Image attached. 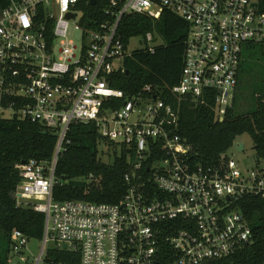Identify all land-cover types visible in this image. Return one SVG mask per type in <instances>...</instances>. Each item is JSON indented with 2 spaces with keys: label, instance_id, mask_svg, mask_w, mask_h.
Wrapping results in <instances>:
<instances>
[{
  "label": "built area",
  "instance_id": "built-area-1",
  "mask_svg": "<svg viewBox=\"0 0 264 264\" xmlns=\"http://www.w3.org/2000/svg\"><path fill=\"white\" fill-rule=\"evenodd\" d=\"M255 2L110 0L108 17H96L92 26L85 25L80 7L90 0H12L0 11V123L19 116L58 135L52 161L32 158L17 165L18 205L45 214L35 264H214L252 241L240 201L264 198V161L242 168L227 151L215 164L202 163L177 133V111L162 89L146 85L127 95L111 80L135 51L158 47L129 52L131 39L153 41L154 36H133L127 43L122 18L136 13L160 19L172 12L190 24V33L182 76L171 94L198 99L214 91L223 119L244 47L264 43V10ZM81 10L76 26L81 42L65 40ZM73 123H93L104 141L127 152L128 188L119 202L54 199L56 165L71 143ZM20 193L43 200L25 203ZM177 219L184 227L173 233L169 222ZM11 238L14 252L27 261L29 237L15 229ZM49 241L53 245L46 249ZM52 248L66 250L71 260L46 261Z\"/></svg>",
  "mask_w": 264,
  "mask_h": 264
},
{
  "label": "trees",
  "instance_id": "trees-1",
  "mask_svg": "<svg viewBox=\"0 0 264 264\" xmlns=\"http://www.w3.org/2000/svg\"><path fill=\"white\" fill-rule=\"evenodd\" d=\"M11 1L0 0V11ZM257 1L260 9L264 10V0ZM109 2L97 0L96 5L81 4V9L86 12L85 25L92 26L96 17L106 19L105 9ZM154 31L160 32L166 43L156 47L154 52L135 51L125 59V70L113 74L111 84L123 89L127 95L137 93L146 85L162 89L166 102L177 111V133L195 148L202 163H217L221 155L245 133L252 137L257 161L264 160V90L256 92V107L252 111H236L237 89L242 75L248 72V62L259 56L258 49L264 43H248L244 47L237 74L238 84L221 119L216 110V92H206L198 99L193 96L180 99L171 94L184 67L190 33V24L185 19L172 12L164 13L160 19L135 13L126 14L120 23V32L127 43L133 36H145ZM69 138L71 143L59 155L56 165L58 183L54 187V199L119 202L128 188L124 179L129 170L127 152L115 150L113 162L102 161L101 144L111 147H116V144L104 141L93 123H73ZM57 142L58 135L40 122L15 116L0 123V264H8L3 253L11 249V235L15 229L29 238L43 239L45 214L17 203L15 192L21 181L17 165L32 158L52 161ZM240 209L249 219L253 239L236 253L216 260L214 264H264V198L246 197L240 201ZM182 223L183 220L179 219L169 222L174 226L173 233L184 227ZM53 260H71V255L66 250L52 248L48 250L46 261Z\"/></svg>",
  "mask_w": 264,
  "mask_h": 264
},
{
  "label": "rangeland",
  "instance_id": "rangeland-1",
  "mask_svg": "<svg viewBox=\"0 0 264 264\" xmlns=\"http://www.w3.org/2000/svg\"><path fill=\"white\" fill-rule=\"evenodd\" d=\"M78 18L70 21L68 33L65 40H72L76 43L81 42L82 30L77 29L81 18L83 17L84 12L81 10L78 13ZM154 40L153 41H144L139 37L131 39L129 45V52H133L139 48L146 46H161L166 43L165 37L160 32H153ZM60 43V41H59ZM58 43V44H59ZM247 53V52H246ZM259 56L257 58H252L247 65V73L242 75L240 80L237 94L238 101L236 105V111L239 113L250 112L256 107L255 94L260 90H264V46L258 49ZM11 110L7 109L5 111L6 116H10ZM243 143L244 149L238 150L236 144ZM118 146V145H116ZM119 147V146H118ZM101 156L100 158L104 162H113L115 158V150L120 151L117 147H111L104 143L100 147ZM229 155L234 158L242 168H250L255 166L257 161L256 152L254 149V142L250 134L245 133L237 138L235 144L228 150ZM264 161L263 159L261 160ZM21 201L25 203H38L43 199H35L24 195L23 193L19 194ZM43 245V240L37 238H29L27 248L24 253L27 256V261H22L19 254L14 252L11 249L6 253H3V258L7 261L8 264H35L36 257L40 254ZM53 245L52 241L46 243V249L50 248Z\"/></svg>",
  "mask_w": 264,
  "mask_h": 264
},
{
  "label": "water",
  "instance_id": "water-1",
  "mask_svg": "<svg viewBox=\"0 0 264 264\" xmlns=\"http://www.w3.org/2000/svg\"><path fill=\"white\" fill-rule=\"evenodd\" d=\"M90 3H91V5H96L97 4V0H90ZM254 4H255V6L258 5L257 2H255ZM72 16H74V15H72ZM170 118L173 119V116H171ZM236 147H237L238 150H243L244 149V144L243 143H238V144H236ZM25 161L26 160H24L23 162H25ZM66 247H67V244H64V248L65 249H66Z\"/></svg>",
  "mask_w": 264,
  "mask_h": 264
}]
</instances>
